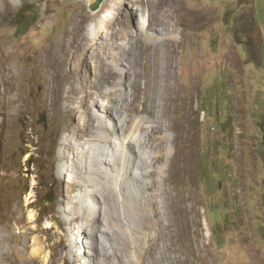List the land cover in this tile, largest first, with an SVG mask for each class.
I'll return each mask as SVG.
<instances>
[{
    "label": "rangeland",
    "instance_id": "rangeland-1",
    "mask_svg": "<svg viewBox=\"0 0 264 264\" xmlns=\"http://www.w3.org/2000/svg\"><path fill=\"white\" fill-rule=\"evenodd\" d=\"M15 1L0 19V45L13 50L6 74L9 115L0 134V212L21 217L17 234L37 220L43 232L34 236L44 247L33 264H107L91 259L88 237L78 229L82 210L71 202L79 192L58 171L63 137L87 122L65 112L68 77L89 82L98 69L85 53L61 52L58 61H48L46 51L54 43L62 51L73 25L96 26L107 36L122 25L127 8L149 17L153 0H104L96 11L90 0ZM175 4L184 28L173 46L178 94L172 119L179 130L163 168L168 190L186 208L173 210L174 240L166 244L178 252L171 249L166 264H179L176 256L180 264H264V0ZM140 21L134 17L137 26ZM126 24L135 30L133 20ZM80 105L93 117L91 102Z\"/></svg>",
    "mask_w": 264,
    "mask_h": 264
},
{
    "label": "bare ground",
    "instance_id": "bare-ground-1",
    "mask_svg": "<svg viewBox=\"0 0 264 264\" xmlns=\"http://www.w3.org/2000/svg\"><path fill=\"white\" fill-rule=\"evenodd\" d=\"M175 2L153 0L149 17L139 9L134 12L132 7L127 8L120 18L122 25L107 36L96 26L73 25L70 40L58 44L62 51L54 48L55 43L46 51L48 61H58L61 52L85 53L98 69V75L89 82L80 76L68 77L69 87L63 96L65 112L77 119L86 116L87 122L84 128L77 122L63 137L58 170L60 177L79 192L71 202L82 210L78 229L88 237L86 242L93 249L88 253L93 261L102 257L107 264L115 260L117 264H166L171 249L178 252L166 242L173 244L174 240L173 210L178 206L177 210L182 211L186 206L168 190L169 176L163 168L172 159L174 152L169 145L175 142L179 130L172 119L178 94L173 46L184 28L183 13ZM15 4V0H0V19ZM135 16L141 20L140 26L134 23ZM104 18L109 23L112 19L108 15ZM130 20L133 24L129 27L135 30L126 28ZM87 45L90 48H85ZM12 51L0 45V134L9 115L6 98L12 88L6 74ZM81 92L85 93L84 101L79 98ZM102 97L107 98L106 103ZM84 102L94 105L93 117L79 109ZM1 212L0 264L37 262L35 256L44 247L42 239L34 236L43 232L36 226L37 220H32L33 226L25 224L17 234L13 231L22 223L21 217L9 219ZM69 223L72 225L71 220ZM206 232L209 236L208 228ZM105 233L110 236L105 237ZM30 241L36 246L32 247ZM176 262L181 263L178 256Z\"/></svg>",
    "mask_w": 264,
    "mask_h": 264
},
{
    "label": "water",
    "instance_id": "water-1",
    "mask_svg": "<svg viewBox=\"0 0 264 264\" xmlns=\"http://www.w3.org/2000/svg\"><path fill=\"white\" fill-rule=\"evenodd\" d=\"M104 0H90V9L96 11L100 8Z\"/></svg>",
    "mask_w": 264,
    "mask_h": 264
}]
</instances>
